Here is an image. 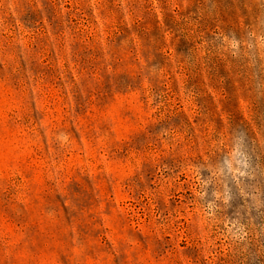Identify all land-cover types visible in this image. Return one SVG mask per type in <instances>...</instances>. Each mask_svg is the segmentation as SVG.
Listing matches in <instances>:
<instances>
[{
	"label": "rangeland",
	"instance_id": "1",
	"mask_svg": "<svg viewBox=\"0 0 264 264\" xmlns=\"http://www.w3.org/2000/svg\"><path fill=\"white\" fill-rule=\"evenodd\" d=\"M0 264H264V0H0Z\"/></svg>",
	"mask_w": 264,
	"mask_h": 264
}]
</instances>
